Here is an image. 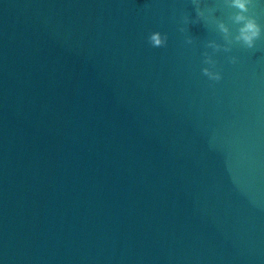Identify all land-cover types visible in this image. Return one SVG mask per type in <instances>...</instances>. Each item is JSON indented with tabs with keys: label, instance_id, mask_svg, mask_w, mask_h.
<instances>
[{
	"label": "water",
	"instance_id": "95a60500",
	"mask_svg": "<svg viewBox=\"0 0 264 264\" xmlns=\"http://www.w3.org/2000/svg\"><path fill=\"white\" fill-rule=\"evenodd\" d=\"M236 11L0 0L3 264H264V35Z\"/></svg>",
	"mask_w": 264,
	"mask_h": 264
},
{
	"label": "clouds",
	"instance_id": "9594fccd",
	"mask_svg": "<svg viewBox=\"0 0 264 264\" xmlns=\"http://www.w3.org/2000/svg\"><path fill=\"white\" fill-rule=\"evenodd\" d=\"M232 8L237 9L233 16L234 22L240 24L238 34L235 39L242 43L247 48H253L258 39L264 35V25L259 22L257 14L253 11V0H228ZM202 15V13L197 12V16ZM219 29L228 33V27L220 22L218 24ZM149 40L153 47H160L166 42V37L160 32H153L149 36ZM214 49L219 48L220 45L213 43L211 45ZM227 50V49H225ZM238 57H229L230 63H237ZM204 63L209 65L202 69L203 73L212 81H219L221 77V72L216 69V62L212 59L210 55L205 53ZM0 264H3L2 259H0Z\"/></svg>",
	"mask_w": 264,
	"mask_h": 264
}]
</instances>
